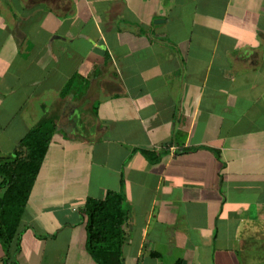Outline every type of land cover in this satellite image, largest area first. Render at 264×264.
<instances>
[{"label":"crops","instance_id":"obj_1","mask_svg":"<svg viewBox=\"0 0 264 264\" xmlns=\"http://www.w3.org/2000/svg\"><path fill=\"white\" fill-rule=\"evenodd\" d=\"M43 119L0 264H101L85 206L108 190L125 264L264 260V0H0V154Z\"/></svg>","mask_w":264,"mask_h":264},{"label":"trees","instance_id":"obj_2","mask_svg":"<svg viewBox=\"0 0 264 264\" xmlns=\"http://www.w3.org/2000/svg\"><path fill=\"white\" fill-rule=\"evenodd\" d=\"M56 130L53 119H43L11 153L0 154V242L7 249L19 238L24 210ZM144 152L151 155L150 151ZM85 210L88 250L101 264H124V193L108 190L103 198L89 197Z\"/></svg>","mask_w":264,"mask_h":264},{"label":"rangeland","instance_id":"obj_3","mask_svg":"<svg viewBox=\"0 0 264 264\" xmlns=\"http://www.w3.org/2000/svg\"><path fill=\"white\" fill-rule=\"evenodd\" d=\"M233 197H234V199L238 198L237 195L234 196V193H233ZM259 255L260 254L256 255L257 264H264V260ZM214 259L218 260L217 255L209 254L208 264H212V261ZM226 260H231V264H233V263L234 264H255L251 260V254L250 253H247L245 256L239 255V258H238L237 255L234 254V251H233V255L228 256ZM123 262H124V260H123ZM218 264H219V262H218Z\"/></svg>","mask_w":264,"mask_h":264}]
</instances>
